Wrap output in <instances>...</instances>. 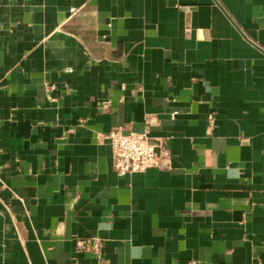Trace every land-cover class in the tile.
<instances>
[{
	"label": "crops",
	"instance_id": "obj_1",
	"mask_svg": "<svg viewBox=\"0 0 264 264\" xmlns=\"http://www.w3.org/2000/svg\"><path fill=\"white\" fill-rule=\"evenodd\" d=\"M0 264H264V0H0Z\"/></svg>",
	"mask_w": 264,
	"mask_h": 264
},
{
	"label": "built area",
	"instance_id": "obj_2",
	"mask_svg": "<svg viewBox=\"0 0 264 264\" xmlns=\"http://www.w3.org/2000/svg\"><path fill=\"white\" fill-rule=\"evenodd\" d=\"M149 126L147 124L143 131H138L117 125L105 134L112 145L114 169L119 174L172 165L170 149L165 145L164 139L151 138ZM79 245L87 246V242L80 240Z\"/></svg>",
	"mask_w": 264,
	"mask_h": 264
}]
</instances>
